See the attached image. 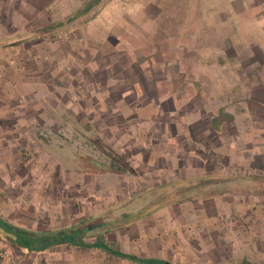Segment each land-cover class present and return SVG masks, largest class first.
Wrapping results in <instances>:
<instances>
[{
	"label": "rangeland",
	"instance_id": "obj_1",
	"mask_svg": "<svg viewBox=\"0 0 264 264\" xmlns=\"http://www.w3.org/2000/svg\"><path fill=\"white\" fill-rule=\"evenodd\" d=\"M98 1L86 0L84 8ZM114 1L119 8L121 1ZM56 5L52 19L59 23L61 18L57 17L63 12L60 3ZM111 12L114 17L118 14ZM76 14L66 17L67 28H37L33 43L0 44V216L43 233L85 229L83 236L88 242L101 237L126 253L171 264H264L249 246L245 244L241 252L229 237L224 249L221 241L230 223L225 215L213 228L212 242L205 248L195 244L196 238L189 236L187 229L180 238L179 228L171 226L140 237V212L146 202L138 196L147 191L143 185L145 176L152 183L157 181L173 163L170 153H183L191 145L203 149V135L197 134L199 141L194 144L185 141L183 134L169 142L168 129L176 124L179 128L181 113L188 109L210 111L211 101L219 95L212 97L208 90L193 91L188 86L193 79H199L209 88V78L199 70V55H158L164 62L157 61L154 75L148 77L140 68L144 57L139 51L137 55H127L125 47H118L108 55H96L94 49L92 54L90 45L80 39L85 36L83 30L71 27L75 26ZM90 18L91 14L79 21L86 23ZM131 30L133 41L138 40L140 30ZM123 32L124 28H116L117 34ZM176 57H180L177 71L182 74L167 78L166 64ZM204 57L203 64L210 66L213 55ZM229 57L233 60V55ZM186 71L194 74L193 79L185 76ZM135 81L144 85L141 98L131 87ZM170 94L177 100L187 97L192 104L178 106L174 113ZM160 96L165 101L159 123L151 125L142 118L156 116L154 110L139 112L136 106L143 99ZM221 114L218 110L214 116ZM163 129L168 132L159 139L156 133ZM215 145L219 140L213 141L212 147ZM147 158L150 164H145ZM218 159L212 157L208 167L212 169L220 162ZM171 204H161L162 211L158 213L170 216L166 210ZM150 218L156 222L155 216ZM254 223L250 220L245 226H256ZM0 264L139 263L103 250L66 244L53 251L31 253L0 239Z\"/></svg>",
	"mask_w": 264,
	"mask_h": 264
},
{
	"label": "crops",
	"instance_id": "obj_2",
	"mask_svg": "<svg viewBox=\"0 0 264 264\" xmlns=\"http://www.w3.org/2000/svg\"><path fill=\"white\" fill-rule=\"evenodd\" d=\"M85 1L0 0V44L33 43L37 28L52 30L63 25L67 28L66 17L77 12L75 26L71 27L83 30L85 36L81 35L80 39L90 45L92 54L108 55L118 51V47H125L129 55H137L139 51L144 57L140 68L148 77L154 75L157 61L164 62L158 55H199V70L209 78V88L186 71L185 76L193 79L188 86L193 91L208 90L212 97L219 95L220 99L211 101L213 109L210 111L179 112L180 127L176 124L168 129L169 142L183 134L185 141L194 144L199 141L197 134L203 135L200 144L203 149L191 145L183 153H170L173 163L168 169L161 168L166 171L157 181L152 183L151 178L145 176L143 185L147 191L138 196L146 202L140 212L139 234L142 237L171 226V229L179 228V237H183V229H187L189 236L196 238L195 244L198 242L205 248L212 242L213 228L225 215L224 219L230 223L225 240L221 241L225 243L224 249L229 237L241 252L246 244L264 261V0H119L122 3L119 8L114 0H99L84 8ZM59 3L63 16L57 17L61 19L56 23L52 10ZM111 11L118 14L114 17ZM89 14L92 18L86 23L79 21ZM118 27L124 28L122 35L116 33ZM133 27L140 30L139 39L134 41ZM146 46L150 49H145ZM205 55H213L210 66L202 62ZM216 57L220 59L218 62L214 61ZM179 58L165 61L167 78L172 79L178 72L182 74L177 71ZM131 87L141 98L145 90L142 81H135ZM169 99L174 113L179 107L192 104L187 97L177 100L170 94ZM164 101L161 96L139 101L136 106L139 112L152 109L156 113L142 120L158 124ZM218 110L222 114L215 117ZM168 130L163 129L156 136L159 138ZM214 140H219V145L213 148ZM217 156L220 162L211 169L208 163ZM150 161L147 158L144 162ZM164 202H172L166 210L170 212L167 217L158 213ZM151 216L156 217L155 223ZM250 220H255L257 225L246 227ZM234 223L235 226H231ZM258 243H262L259 249Z\"/></svg>",
	"mask_w": 264,
	"mask_h": 264
},
{
	"label": "trees",
	"instance_id": "obj_3",
	"mask_svg": "<svg viewBox=\"0 0 264 264\" xmlns=\"http://www.w3.org/2000/svg\"><path fill=\"white\" fill-rule=\"evenodd\" d=\"M84 233L85 229L81 228L71 231L38 232L17 226L0 216V239L26 252L53 251L58 246L66 244L87 250H103L113 256L139 264H161L163 262L155 258H142L135 254L125 253L121 248L117 247V244L107 242L101 237H98L94 242H88L83 236Z\"/></svg>",
	"mask_w": 264,
	"mask_h": 264
},
{
	"label": "water",
	"instance_id": "obj_4",
	"mask_svg": "<svg viewBox=\"0 0 264 264\" xmlns=\"http://www.w3.org/2000/svg\"><path fill=\"white\" fill-rule=\"evenodd\" d=\"M161 264H170L169 262H161Z\"/></svg>",
	"mask_w": 264,
	"mask_h": 264
}]
</instances>
